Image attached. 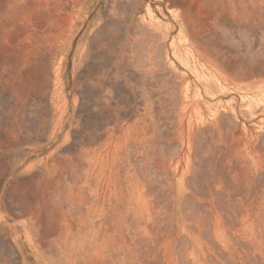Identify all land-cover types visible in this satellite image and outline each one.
Segmentation results:
<instances>
[{
    "label": "rangeland",
    "instance_id": "obj_1",
    "mask_svg": "<svg viewBox=\"0 0 264 264\" xmlns=\"http://www.w3.org/2000/svg\"><path fill=\"white\" fill-rule=\"evenodd\" d=\"M0 264H264V0H0Z\"/></svg>",
    "mask_w": 264,
    "mask_h": 264
},
{
    "label": "bare ground",
    "instance_id": "obj_2",
    "mask_svg": "<svg viewBox=\"0 0 264 264\" xmlns=\"http://www.w3.org/2000/svg\"><path fill=\"white\" fill-rule=\"evenodd\" d=\"M260 3H261V2H260ZM261 14H262V13H261ZM207 56H208V55H207ZM206 60H207L206 62H207L208 64H210L209 62H210L211 60H209V59H206ZM221 63H222V62H221ZM208 64H207V65H208ZM244 70H245V69H243V72H245V73L247 74V76H252L253 73H252V71L250 70V68H249V69L246 68V70H245V71H244ZM240 71H241V70H240ZM224 75H225V74H224ZM249 78H250V77H249Z\"/></svg>",
    "mask_w": 264,
    "mask_h": 264
}]
</instances>
